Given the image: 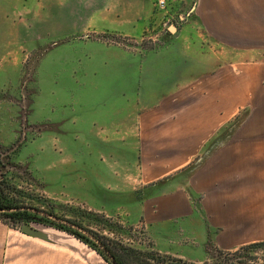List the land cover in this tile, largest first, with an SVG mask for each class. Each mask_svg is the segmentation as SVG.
Listing matches in <instances>:
<instances>
[{"label": "rangeland", "instance_id": "obj_1", "mask_svg": "<svg viewBox=\"0 0 264 264\" xmlns=\"http://www.w3.org/2000/svg\"><path fill=\"white\" fill-rule=\"evenodd\" d=\"M187 14L186 0L165 9L150 0H0L2 188L9 204L85 228L123 264H264V239L224 251L208 228L204 249L188 236L174 249L169 228L144 215L149 191L140 139L157 102L159 70L145 62L166 50L183 62ZM198 165L165 189L182 186L192 195L189 176ZM262 173L258 168V238H264ZM1 218L20 234L28 225L54 235L64 245V264H108L51 223L16 226Z\"/></svg>", "mask_w": 264, "mask_h": 264}, {"label": "crops", "instance_id": "obj_2", "mask_svg": "<svg viewBox=\"0 0 264 264\" xmlns=\"http://www.w3.org/2000/svg\"><path fill=\"white\" fill-rule=\"evenodd\" d=\"M186 9L183 62L170 50L145 62L159 70L157 102L140 139L149 191L144 215L169 228L174 249L180 236L204 249L209 228L212 244L235 251L264 239L256 215L258 168L264 179V0H186ZM197 162L192 195L182 186L165 189ZM47 236L20 234L0 221V264H64V245Z\"/></svg>", "mask_w": 264, "mask_h": 264}, {"label": "trees", "instance_id": "obj_3", "mask_svg": "<svg viewBox=\"0 0 264 264\" xmlns=\"http://www.w3.org/2000/svg\"><path fill=\"white\" fill-rule=\"evenodd\" d=\"M4 176V172L3 170L0 169V220L2 221V216H6V217H10L14 220L16 226L18 225V223L23 222V221H28L29 219H39L40 221H44V222H48L51 223L56 229L60 230V231H64L69 233L70 235L76 237L77 239H79L80 241H82L83 243L87 244L88 246H90L94 251H96L101 257L104 258V260L108 263L111 264L107 257L105 256V254L91 241H89L86 237H84L83 235H81L79 232L68 228L64 225L61 224H57L51 220H49L48 218L42 217L40 215H37L35 213H32L30 211H26V210H22V206H15L12 204H9L8 202V198L7 196H5L4 194V189L2 188V177ZM85 229V228H84ZM103 242V241H102ZM106 248L112 253V255L115 257L116 261L118 264H123L119 261V259L116 257V255L109 249V247L103 243ZM214 264H232V262L230 261H220V262H216ZM240 264V263H239Z\"/></svg>", "mask_w": 264, "mask_h": 264}, {"label": "water", "instance_id": "obj_4", "mask_svg": "<svg viewBox=\"0 0 264 264\" xmlns=\"http://www.w3.org/2000/svg\"><path fill=\"white\" fill-rule=\"evenodd\" d=\"M171 31L172 32H176V28L175 27H172L171 28ZM23 210H28L30 212H33L37 215H40L42 217H45V218H48L49 220L57 223V224H61V225H64L68 228H71L77 232H79L81 235H83L84 237H86L89 241H91L92 243H94L104 254L105 256L107 257L108 261L111 263V264H118L115 257L112 255V253L106 248V246L96 237L94 236L91 232L87 231L86 229H84L83 227H80L78 225H75V224H72L68 221H65V220H62V219H59L57 217H54L52 215H47V214H44V213H40L36 210H32V209H23ZM21 232L24 233V234H27L29 236H32L34 238H37V239H41V240H48V236L46 233H44L43 231H40V230H37V229H34L28 225H23L21 227Z\"/></svg>", "mask_w": 264, "mask_h": 264}, {"label": "built area", "instance_id": "obj_5", "mask_svg": "<svg viewBox=\"0 0 264 264\" xmlns=\"http://www.w3.org/2000/svg\"><path fill=\"white\" fill-rule=\"evenodd\" d=\"M155 1L157 7L161 9H165L168 6L170 0H155Z\"/></svg>", "mask_w": 264, "mask_h": 264}, {"label": "bare ground", "instance_id": "obj_6", "mask_svg": "<svg viewBox=\"0 0 264 264\" xmlns=\"http://www.w3.org/2000/svg\"><path fill=\"white\" fill-rule=\"evenodd\" d=\"M43 232H45V231H43ZM46 233V232H45ZM46 234H48V233H46ZM48 235H50V234H48Z\"/></svg>", "mask_w": 264, "mask_h": 264}]
</instances>
